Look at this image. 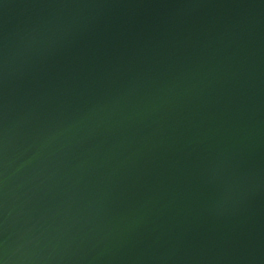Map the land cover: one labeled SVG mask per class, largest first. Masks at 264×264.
<instances>
[{
  "label": "water",
  "instance_id": "1",
  "mask_svg": "<svg viewBox=\"0 0 264 264\" xmlns=\"http://www.w3.org/2000/svg\"><path fill=\"white\" fill-rule=\"evenodd\" d=\"M0 264H264V0H0Z\"/></svg>",
  "mask_w": 264,
  "mask_h": 264
}]
</instances>
